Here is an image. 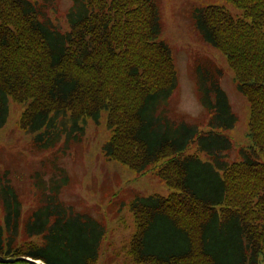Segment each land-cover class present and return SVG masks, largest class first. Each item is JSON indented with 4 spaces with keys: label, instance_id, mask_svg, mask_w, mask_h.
I'll return each mask as SVG.
<instances>
[{
    "label": "trees",
    "instance_id": "16d2710c",
    "mask_svg": "<svg viewBox=\"0 0 264 264\" xmlns=\"http://www.w3.org/2000/svg\"><path fill=\"white\" fill-rule=\"evenodd\" d=\"M229 1L242 16L210 5L194 19L250 102L251 144L234 161L222 132L235 127L237 116L213 60L196 64L206 129L171 114L178 71L159 39L157 0H73L67 30L51 18L56 0H0V127L10 98L29 102L20 125L46 149L78 137L83 120L107 109L113 133L105 156L141 174L154 168L176 190L130 203L138 230L126 264H264V0ZM196 142L200 150L192 152ZM69 180L64 168L48 179L36 174L37 200L25 209L0 171V256L98 264L106 226L65 204Z\"/></svg>",
    "mask_w": 264,
    "mask_h": 264
},
{
    "label": "rangeland",
    "instance_id": "374dc122",
    "mask_svg": "<svg viewBox=\"0 0 264 264\" xmlns=\"http://www.w3.org/2000/svg\"><path fill=\"white\" fill-rule=\"evenodd\" d=\"M161 16L159 39L173 51L178 71V88L171 97L170 111L176 117L199 121L206 129L209 115L202 106L197 92L196 64L213 60L224 71L223 89L237 116L234 128L223 131L233 146L227 153L230 161L244 158L243 149H249L250 102L234 80L225 55L208 43L196 27L194 15L199 8L223 5L237 17L242 9L229 0H157ZM56 8L50 11L53 23L68 29V12L73 0H56ZM29 102L9 99V117L0 127V171L6 172L25 203V209L35 204L36 190L33 177L41 174L49 178L64 168L69 183L64 187L62 200L75 213L91 216L106 226V236L98 264H126L125 252L137 234L138 226L130 203L139 197L151 195L169 196L175 189L156 175L152 168L146 174L109 160L104 145L110 140L112 130L108 125L109 112L104 109L100 118L82 121L83 132L79 136L65 138L56 146L40 148L35 141L37 133L24 130L21 117ZM201 126V127H202ZM71 140L72 142H70ZM194 143L192 152L199 151ZM206 159V156L203 155ZM52 257L59 252H50ZM264 263V261H263Z\"/></svg>",
    "mask_w": 264,
    "mask_h": 264
},
{
    "label": "water",
    "instance_id": "95a60500",
    "mask_svg": "<svg viewBox=\"0 0 264 264\" xmlns=\"http://www.w3.org/2000/svg\"><path fill=\"white\" fill-rule=\"evenodd\" d=\"M17 261H25L29 264H44L41 260L33 259L31 257H18V258H6L4 256H0V263H15Z\"/></svg>",
    "mask_w": 264,
    "mask_h": 264
}]
</instances>
